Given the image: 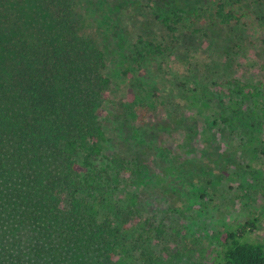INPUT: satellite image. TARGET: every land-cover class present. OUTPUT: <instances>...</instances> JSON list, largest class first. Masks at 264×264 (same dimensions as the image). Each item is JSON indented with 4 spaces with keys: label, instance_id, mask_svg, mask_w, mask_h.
<instances>
[{
    "label": "rangeland",
    "instance_id": "obj_1",
    "mask_svg": "<svg viewBox=\"0 0 264 264\" xmlns=\"http://www.w3.org/2000/svg\"><path fill=\"white\" fill-rule=\"evenodd\" d=\"M179 4L186 12L203 5ZM169 5L75 0L79 33L104 53L110 82L100 121L104 149L95 163L111 171L116 159L132 170L108 191L121 208L134 197L148 218L145 229L123 237L130 264L153 256L155 264H222L227 234L248 221L256 227L242 239L264 244V116L252 111L254 99L234 97L237 117L229 97L234 84H247L264 98V0H238L239 21L207 19L175 41L155 13ZM139 37L163 43L164 59L139 60ZM189 83L206 96L199 111L187 106ZM129 89L154 105L145 122L129 114Z\"/></svg>",
    "mask_w": 264,
    "mask_h": 264
},
{
    "label": "trees",
    "instance_id": "obj_2",
    "mask_svg": "<svg viewBox=\"0 0 264 264\" xmlns=\"http://www.w3.org/2000/svg\"><path fill=\"white\" fill-rule=\"evenodd\" d=\"M172 3L155 13L173 41L207 19L229 25L242 16L238 0H202L190 12ZM163 45L139 37L135 55L154 65L165 57ZM104 67L102 50L79 33L75 0H0V264L131 263L123 237L145 229L148 218L134 197L121 208L108 195L132 170L116 159L111 171L95 163L105 143ZM235 85L236 116L234 97L254 99L252 111L264 116V98ZM186 91L190 109L206 105L202 89L189 83ZM126 102L140 122L151 117L153 103L134 90ZM255 227L251 220L227 234L222 264H264V244L242 239Z\"/></svg>",
    "mask_w": 264,
    "mask_h": 264
}]
</instances>
